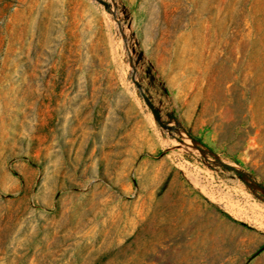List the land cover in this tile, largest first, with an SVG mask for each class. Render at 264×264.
Segmentation results:
<instances>
[{"label":"rangeland","instance_id":"374dc122","mask_svg":"<svg viewBox=\"0 0 264 264\" xmlns=\"http://www.w3.org/2000/svg\"><path fill=\"white\" fill-rule=\"evenodd\" d=\"M0 264H264V0H0Z\"/></svg>","mask_w":264,"mask_h":264}]
</instances>
